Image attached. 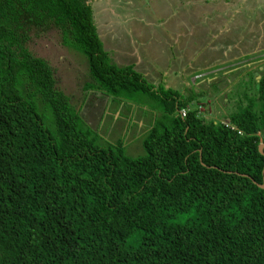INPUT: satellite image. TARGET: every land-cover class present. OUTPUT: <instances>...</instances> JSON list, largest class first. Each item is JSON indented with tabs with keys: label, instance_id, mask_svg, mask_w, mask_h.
<instances>
[{
	"label": "trees",
	"instance_id": "trees-1",
	"mask_svg": "<svg viewBox=\"0 0 264 264\" xmlns=\"http://www.w3.org/2000/svg\"><path fill=\"white\" fill-rule=\"evenodd\" d=\"M51 26L85 57L86 90L156 100L144 155L91 136L28 47ZM257 82L229 124L209 119L203 91L116 63L89 0H0V264H264V73Z\"/></svg>",
	"mask_w": 264,
	"mask_h": 264
},
{
	"label": "rangeland",
	"instance_id": "rangeland-1",
	"mask_svg": "<svg viewBox=\"0 0 264 264\" xmlns=\"http://www.w3.org/2000/svg\"><path fill=\"white\" fill-rule=\"evenodd\" d=\"M89 1L96 6L100 37L115 62L134 63L156 85L203 91L196 105L204 117L228 121L227 113L247 106L258 94L257 81L264 73V0ZM29 33L28 47L51 64L57 86L80 110L91 136L101 145L115 144L124 135L130 103L86 90L91 80L87 61L62 43L57 28L34 27ZM134 100L132 115L145 117L150 127L156 100ZM48 116L53 126L52 114ZM134 120L122 139L125 152L137 157L145 154L142 141L148 128L137 133Z\"/></svg>",
	"mask_w": 264,
	"mask_h": 264
},
{
	"label": "crops",
	"instance_id": "crops-1",
	"mask_svg": "<svg viewBox=\"0 0 264 264\" xmlns=\"http://www.w3.org/2000/svg\"><path fill=\"white\" fill-rule=\"evenodd\" d=\"M94 9L96 11V6L95 5H94ZM97 14H98V16L100 15V11L98 9H97ZM224 55H225V50H224ZM108 98L110 99L109 96H108ZM131 106H132L131 110L128 111V112H130V114H128L127 119H126V123L127 124L125 125L124 131H123V133H124L123 136H126L129 133L130 124L133 121V119H135L134 123L137 126V128H136L137 133L143 132V131L147 130V128L149 129V127H148L149 124L146 123V121H145L146 118L145 117L141 116V117H138V118H134V116L132 115L131 111H132V109L135 111V106L134 105H131ZM154 115H155V112H154ZM151 116L153 117V113H151ZM130 132H132V131H130ZM123 136H122V138H123Z\"/></svg>",
	"mask_w": 264,
	"mask_h": 264
},
{
	"label": "water",
	"instance_id": "water-1",
	"mask_svg": "<svg viewBox=\"0 0 264 264\" xmlns=\"http://www.w3.org/2000/svg\"><path fill=\"white\" fill-rule=\"evenodd\" d=\"M260 152L264 154V143H260L259 145ZM262 187H264V184H261Z\"/></svg>",
	"mask_w": 264,
	"mask_h": 264
},
{
	"label": "built area",
	"instance_id": "built-area-1",
	"mask_svg": "<svg viewBox=\"0 0 264 264\" xmlns=\"http://www.w3.org/2000/svg\"><path fill=\"white\" fill-rule=\"evenodd\" d=\"M187 110H188V109H182V110L180 111L181 115H182V116H186V114H187ZM233 127H234V126H233Z\"/></svg>",
	"mask_w": 264,
	"mask_h": 264
},
{
	"label": "clouds",
	"instance_id": "clouds-1",
	"mask_svg": "<svg viewBox=\"0 0 264 264\" xmlns=\"http://www.w3.org/2000/svg\"><path fill=\"white\" fill-rule=\"evenodd\" d=\"M95 16V15H94ZM96 19V18H95ZM224 122H226V123H228L229 124V121H224ZM262 143H264V142H262Z\"/></svg>",
	"mask_w": 264,
	"mask_h": 264
}]
</instances>
